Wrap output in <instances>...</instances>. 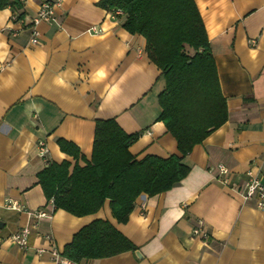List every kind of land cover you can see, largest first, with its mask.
I'll use <instances>...</instances> for the list:
<instances>
[{
    "label": "crops",
    "instance_id": "crops-1",
    "mask_svg": "<svg viewBox=\"0 0 264 264\" xmlns=\"http://www.w3.org/2000/svg\"><path fill=\"white\" fill-rule=\"evenodd\" d=\"M20 2L29 23L42 0ZM99 2L61 0L54 19L39 24L35 45L12 9L0 10V264H52L51 250L63 253L81 227L97 219L110 221L137 249L86 264H264V207L240 192L249 171L264 180V0H195L229 120L185 156L190 172L179 184L154 196L142 193L126 223L114 217L109 199L86 216L49 208L38 179L46 168L40 140L52 162L75 164L58 138L90 161L97 120L114 119L126 133H139L130 146L137 159L179 154L159 120L166 84L146 53L145 37L128 32L124 17ZM93 26L100 32L89 31ZM9 198L31 210L52 209L26 249L9 237L34 220L8 209ZM198 221L208 238L193 235Z\"/></svg>",
    "mask_w": 264,
    "mask_h": 264
},
{
    "label": "trees",
    "instance_id": "trees-1",
    "mask_svg": "<svg viewBox=\"0 0 264 264\" xmlns=\"http://www.w3.org/2000/svg\"><path fill=\"white\" fill-rule=\"evenodd\" d=\"M20 1L0 0V10L10 7L22 18ZM99 5L113 12L121 9L123 27L145 37L146 53L159 66L166 84L159 94V120L176 139L179 154L139 160L130 152L139 133H126L114 119L97 120L91 160L74 143L58 138L61 151L75 164L52 162L38 179L55 210L86 216L98 212L109 199L114 217L126 223L142 193L154 196L168 191L189 174L185 156L229 120L228 105L195 0H100ZM79 160L86 164L81 166ZM72 238L63 254L79 262L137 249L105 219L81 227Z\"/></svg>",
    "mask_w": 264,
    "mask_h": 264
},
{
    "label": "built area",
    "instance_id": "built-area-1",
    "mask_svg": "<svg viewBox=\"0 0 264 264\" xmlns=\"http://www.w3.org/2000/svg\"><path fill=\"white\" fill-rule=\"evenodd\" d=\"M61 5V0H42L40 3L39 9L35 16L31 18L29 23H26L24 17L19 18L16 14L12 15V19L14 21L20 22L22 25H26L31 29L30 35V43L32 45L38 44L39 38L41 35L39 24L41 22H49L54 19L55 15V8ZM124 12L121 9L115 10L113 12V16L117 17L118 15H123ZM89 31L98 33L100 29L96 26H93L89 29ZM18 33H15L17 35ZM37 151L39 156L44 161L46 167L52 164V161L49 157V148L45 140H40L37 145ZM218 169L221 173L227 174L228 169L224 165H219ZM248 177L246 183L242 190H240L241 195L246 201L254 200L258 207H264V180L260 177L255 175L252 171L247 173ZM224 183H229L228 178L223 180ZM6 207L8 209L16 210V211H23L28 214V216L33 219L30 223L26 224L25 226L21 227L18 231L13 233L9 238L12 240L13 243L18 245L19 247L26 249L29 245L30 236L32 231L38 226V221L41 218H48L52 216V209L49 208L52 206L54 208L53 199L50 200L48 203L49 208L43 207L36 210H31L27 207L26 204L20 202L18 200H13L11 198L6 199ZM203 222L198 221V225L193 230V235L195 236H202L204 238H208V232H206L203 227ZM45 238L49 239L50 235L46 234ZM38 252H43V249H38ZM52 254V264H86L84 261H75L67 256H65L62 252H60L57 248H53L51 250Z\"/></svg>",
    "mask_w": 264,
    "mask_h": 264
},
{
    "label": "water",
    "instance_id": "water-1",
    "mask_svg": "<svg viewBox=\"0 0 264 264\" xmlns=\"http://www.w3.org/2000/svg\"><path fill=\"white\" fill-rule=\"evenodd\" d=\"M136 254L140 257V253H139V251H136Z\"/></svg>",
    "mask_w": 264,
    "mask_h": 264
}]
</instances>
